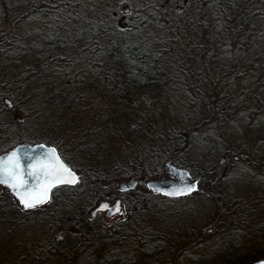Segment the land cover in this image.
I'll use <instances>...</instances> for the list:
<instances>
[{
	"label": "trees",
	"instance_id": "obj_1",
	"mask_svg": "<svg viewBox=\"0 0 264 264\" xmlns=\"http://www.w3.org/2000/svg\"><path fill=\"white\" fill-rule=\"evenodd\" d=\"M259 4L264 5V0H189L187 6L176 9L172 0H135L129 18L114 20L113 0H0V69H5V83L8 82L0 97H5L19 115L12 119L19 126L18 135L12 139L10 121L0 126V137L7 140L10 137L8 146L42 142L55 147L76 173L82 170L83 173H78V184L93 176L102 178L98 180L99 186L109 184L111 177L134 178L138 185L142 180L161 177L164 168L159 166V156L139 169L133 165L119 173L120 168L113 171V166L115 161L120 164L123 156L126 162L131 161L136 147L143 144L157 146L173 163V156L182 147L177 141L186 138L188 129H180L183 125H179V134H174L177 127L170 106L176 104L180 91L167 83L173 81L184 86L191 82L195 103L190 108L199 110L201 120L220 114L219 107L227 108L233 99L246 106L244 112L248 114L255 111L253 103L264 101V27L258 28L256 24L260 17L257 12L261 11ZM205 8L209 10L202 11ZM216 54L221 65L216 64ZM233 60L239 62L231 73L240 82L233 88L236 92L213 89L208 95L198 91L199 81L208 78L204 75L197 81L202 71L217 69V65L220 69H232L229 62L234 64ZM131 104L144 109L138 117L133 115L134 124L131 115L126 116L132 112ZM135 111L134 108L133 114ZM111 120L119 132L103 133ZM245 126L253 141L250 138L244 150L232 154L243 155V160H257L252 148L255 134L263 129L258 130L252 119L245 121ZM149 127V136L145 138ZM96 134H100L99 139ZM106 136L113 142L108 149ZM78 139L96 143L89 153L64 150ZM98 152L112 160L102 170L97 169L96 159L91 157ZM82 155L87 166L81 165ZM58 189L65 192L72 187H59L54 192ZM80 197L81 194H75L73 207L81 203ZM132 197L126 200L128 209L135 204ZM0 199L14 211L11 217L7 213L6 221L12 229L0 240V247L7 242L0 254L9 249L17 256L19 248L24 250L19 256L20 264L70 263L57 258L75 255V248L60 247L52 240L51 223L46 226L47 231L38 232L31 248H23L17 241L28 211L46 203L22 209L6 187L0 188ZM67 203L70 205L71 201ZM128 215L122 239H118L119 229H111L118 243L123 244L122 252L114 250L111 255L98 258L85 249V255L77 252L80 264H131L132 255L148 253L146 235L153 229L135 216L141 228L134 214ZM75 222L81 234L94 233L89 222L79 217L71 220L72 225ZM243 253L237 256L240 260L236 264L257 260L255 255Z\"/></svg>",
	"mask_w": 264,
	"mask_h": 264
},
{
	"label": "rangeland",
	"instance_id": "obj_2",
	"mask_svg": "<svg viewBox=\"0 0 264 264\" xmlns=\"http://www.w3.org/2000/svg\"><path fill=\"white\" fill-rule=\"evenodd\" d=\"M113 1L115 8L113 12L114 20L118 17L123 19L131 16L132 9L134 10L135 7V0L134 3L133 0ZM188 3L189 0H172L173 8L176 9L183 8ZM260 4L258 7L261 11L257 12L260 17L256 21L258 28L264 27V5ZM208 10L209 8H205L202 11L207 12ZM239 44L240 42H238ZM217 57L216 54V64L221 65L222 61L217 60ZM218 65L217 69L205 70L199 74L197 81L202 76L208 75L204 93L209 95L213 89L218 92L226 90L227 93L232 89L231 93L236 92L237 90L233 91V88L239 86V84L235 85V82H230L225 74L228 69H220ZM4 70L0 69L1 93L8 87V82L5 83ZM222 77L229 84L228 87L220 86L223 80ZM205 78L206 76L201 80L204 81ZM231 101L227 108L240 111L242 108L240 102L235 99ZM1 102L3 104L0 106V126L12 121L13 139L16 134L18 135L19 126L12 119L18 118L19 115L18 112H14L12 107L4 104V100ZM244 109L245 107L241 111ZM259 116V113L256 114L255 126L258 127V130L262 127L263 131L259 134L254 133L256 143L252 148L253 151H256L258 165L252 170V174L248 175L250 180H254L250 181L248 185L239 184V179L233 175L241 166H230V164L236 162L232 158V153L244 150L250 138L253 141L252 133L246 131L243 112L241 114L240 112L233 113L231 119L227 120L223 126L220 122L215 121L206 123L196 129L194 126L201 120L200 112L196 108H190L185 121L177 124V118L174 119L175 126L183 125L180 129L187 128L188 131H186V138L180 139V142L184 145H182L181 150L175 153L172 160L176 166L187 169L191 174H189L191 179H196L195 192L175 198L162 197L149 190L148 192L144 191L145 182L149 180L146 179L141 181V185L137 187L135 195L132 197V199L135 198L136 201H140L139 207L135 209H128L127 207L128 211H121L111 217H105L104 215L91 217L90 212L95 203L92 202V192L102 198L120 196L123 192L119 190L118 185L121 181L128 179H115L102 186L89 182L88 185L86 184L87 187L85 186L87 181L83 179L80 184L74 188L72 187L71 191L64 192L58 189L45 205L35 211H28L27 220L23 223V232L21 235H17L20 236L17 241L22 243L23 248H31L39 237L38 232L41 229L46 230V226L51 223L49 230L52 240H55L60 247L74 246L76 252L71 257H61L57 260L80 264L81 258H77V252L83 254L85 249V252L87 251L90 255L98 258L108 254L111 255V251L114 250L122 252V245L111 234V229H119L121 232L127 231L125 220L129 216L128 214L132 215L133 211H137L135 214L139 219L147 222L150 227L157 226L162 231L160 232L159 241L156 239L158 241V243L156 242L157 245L147 249L148 253L146 254L132 255L131 264H188L187 260H192L194 256L199 260L193 262L196 264H236L240 260L237 256L244 254L245 251L247 255H255L257 259L264 258V252H261L264 249V166L260 165V162L264 161V123L263 118ZM172 125L174 126L173 122ZM22 133L25 135L24 137H27L25 130L24 132L22 130ZM158 156L159 166L164 168V163L168 157L162 155L161 152ZM209 156H211V159L208 160ZM226 156H229L230 160H226L222 164V159ZM213 167H216V169L213 170ZM205 170H208L206 174H204ZM78 171L79 174L80 172L83 173L82 170L78 169ZM219 189L222 190V195L218 200L216 193ZM251 190L255 192V195L253 199H248V193ZM76 193L82 195L80 197L81 203H76L74 205L78 206L73 207V197ZM129 197L131 196L125 195L126 206V200L127 198L130 199ZM1 201L3 200L0 199V209H2L0 211V240L12 229L6 218L7 213L11 217L14 212ZM68 201H71L70 205H68ZM218 201L224 202L226 207L229 206L224 207V214H217ZM51 216H53V219H48ZM77 217L82 221L84 220V222H89L93 226L91 231L94 233L88 235L89 231H87L81 234L76 222L75 225L71 223V220ZM41 232L44 231L41 230ZM218 232L223 233L219 236ZM199 239L200 241H198ZM190 243L197 244L193 246L196 249L188 252V254L185 248ZM2 246L4 247H0V249L5 250L7 242L4 241ZM19 251V254L16 252L17 256L15 252L12 253L9 249L1 253L0 264H20L22 260L19 259V256L21 257L24 250L18 248ZM55 263L56 261L49 263L37 261L33 264ZM193 263L190 262V264Z\"/></svg>",
	"mask_w": 264,
	"mask_h": 264
},
{
	"label": "bare ground",
	"instance_id": "obj_3",
	"mask_svg": "<svg viewBox=\"0 0 264 264\" xmlns=\"http://www.w3.org/2000/svg\"><path fill=\"white\" fill-rule=\"evenodd\" d=\"M93 43H95V41ZM229 66L232 69H228V71L225 73L228 76V80H230V82L232 81V82L238 83L237 82V78L238 77L237 76H232L231 73L234 72V68H237L239 66V62L238 61H234V64H233V62L230 61L229 62ZM222 78H221V80H222ZM207 81H208V78L206 77L204 81H200L199 84H197L196 88L199 89L198 91L204 93V91L206 89V86H207L206 85ZM238 84H240V82ZM228 85L229 84L226 82L225 78H223V80L221 81L220 86L221 87H228ZM167 86L168 87H173V88H175V90L178 89L177 91H180V96L176 100V104H171V106H170L171 109L170 110L175 115V118H177V122L178 121H182L183 122V121H185L187 119L186 116H187V114L189 112L190 106L195 103L194 102L195 99L192 97L193 96V89H192L191 82H190V85L187 84V85L182 86L181 84L177 85V83H173V81H172V82L167 83ZM180 87H182V88H180ZM167 93H168V91H167ZM224 98H223V100H224ZM252 105L256 107V108H254L255 111H253L252 114H248V113L244 112L245 109L243 111H241L244 108V106H242L240 111L238 109H229V108L219 107V111L218 112L220 114H216L215 116H211V117L205 118L203 120H200L199 122H197L198 124L196 126H194V128L198 129L200 126H203L206 123H211V122H215V121L220 122V124H222V126H223V124L227 120L231 119L232 114L233 113H237V112H240V114L243 112V116H244L245 121H248V120L252 119L254 121V123H255L256 114H258V113L260 115L259 117L264 119V101H262V102L258 101V102L253 103ZM130 107L132 109V112L130 114L126 115V116L129 117L131 115L130 116V119H131L130 121L132 122L133 115H134V117H138L141 114L142 110L140 108H137V106L136 105L134 106L133 104H131ZM134 108L136 109V111L133 114V109ZM117 114H118V112H117ZM126 116H124V117H126ZM120 126L122 127V124H120L118 127L120 128ZM176 127H177V129H175V132H174L175 135L179 134V129H178L179 127L178 126H176ZM149 129H150V127L146 129V131H147L146 135L147 136L145 138H147L149 136L148 135ZM102 132L103 133L112 134V133L119 132V129H116L115 121L111 120L110 122H108V128L107 129L106 128L103 129ZM96 137L99 139L100 134H96ZM104 141H105L107 149L113 143L112 139L111 138L109 139L108 136H106L104 138ZM177 142H178V145H180V146L184 145V143H181L179 141H177ZM95 143L96 142H93V141L92 142H88V140H86V139H84V140H82L80 142V140L78 139L77 141L71 143L68 147L64 148V150L66 152H73V153H77V154L78 153H89L94 148ZM148 145H150V144H145V145L143 144V145L137 146L136 147V151L134 152L135 156L129 162H126L124 160L125 159L124 156H123V160L120 161V164L117 161H115V165L113 166V171H117L120 168L119 169L120 170L119 173H120V172L124 171V168L126 169V167H132L133 165L135 166L136 169H139V168L142 167V165H146V162H150L152 159L154 160L155 159L154 157L159 155L158 147L155 146V145L148 147ZM81 147H83V148L81 149ZM179 150H181V149H178V151ZM91 157L93 159H96V160H94V163H96L97 169H100V170H102L103 168H106L105 167V163L106 162L112 161L110 159H106L105 156H103V154L100 153V152H98V154L97 153L93 154ZM207 159L208 160L211 159V156H209ZM86 161L87 160H85V158H83V155H82V164L81 165L82 166H87L86 165ZM260 163H261L260 165L264 166V161L263 162L261 161ZM235 165H237V166L240 165L241 166V167H238V169H237L238 171L233 173V175L239 179V181H240L239 184L241 183V185H248V183H250V181H254V180H250L248 175H251L252 172H253L252 170L255 168V166L258 165L257 160H242L241 159V160H238V161L230 164V166H235ZM110 166H111V163H110ZM215 169H216V167H213V170H215ZM101 172H104V171H101ZM207 172H208V170H205L204 174H206ZM100 179H102V178H100L98 176H93V177H90V178L87 177V178H85V180L87 181L85 183V186L87 187L89 182L94 183V184H98V180H100ZM112 181H113V177L109 178V182H112ZM143 189H144V191L148 192V190H146L147 189L146 188V182H145V188H143ZM146 192H144V193L148 194ZM221 192H222V190L219 189L218 192L216 193L217 197H218V200H219L220 195H222ZM248 195H249L248 199H253L254 195H255V192L253 190H251L248 193ZM92 197H93V201L92 202L93 203L95 202V203L93 204V207H92L91 212H90V216L91 217H93L92 212H93L95 206L101 200V197L97 196L95 192H92ZM76 206H78V205H74V207H76ZM139 206H140V201L137 200V201H135V204H133L132 209H135V208H137ZM224 207H226L224 202L218 201V203H217V211H218L217 214L218 215H221L222 213L223 214L225 213ZM227 207H229V206H227ZM135 212H137V211H133L134 217L136 216ZM136 217H135V222H138V218H136ZM48 219L52 220L53 216H51V218H48ZM138 224L142 228V225H141L140 221L138 222ZM157 228H158L157 226L151 227V229H153V230L150 233H147L146 231L143 232V233H147L146 240L149 241V243H146V247L147 248H153V247H155L157 245V243L159 241V238L161 237L160 236V232L162 231L159 228L158 229ZM123 232L124 231L121 232L120 230H119V232H117V234H119L118 239H122ZM218 233H219V236H220V235H222L223 232H218ZM156 239L158 241H156ZM125 241H127V240H123V243ZM198 241H200V239ZM119 244H120V242H119ZM195 244H197V243H190V244H188L186 246L185 250L187 249V253L191 252L193 249H196V248H193V246ZM120 245H123V244H120ZM189 260H191V259H189ZM191 261L197 262L199 260L194 256Z\"/></svg>",
	"mask_w": 264,
	"mask_h": 264
},
{
	"label": "snow or ice",
	"instance_id": "obj_4",
	"mask_svg": "<svg viewBox=\"0 0 264 264\" xmlns=\"http://www.w3.org/2000/svg\"><path fill=\"white\" fill-rule=\"evenodd\" d=\"M40 147L43 148L42 145ZM22 159L32 158H21L19 150L0 158V185H6L12 190L25 209L36 208L46 203L49 193L57 185L77 183V177L63 164L55 149H48L43 158H36L27 168L22 163ZM195 190V186L192 185L174 189L165 195H185ZM105 209H108L107 205H102L99 210ZM109 211L111 214L119 212V205Z\"/></svg>",
	"mask_w": 264,
	"mask_h": 264
},
{
	"label": "water",
	"instance_id": "obj_5",
	"mask_svg": "<svg viewBox=\"0 0 264 264\" xmlns=\"http://www.w3.org/2000/svg\"><path fill=\"white\" fill-rule=\"evenodd\" d=\"M41 145L43 146V148L40 147ZM48 149H55V148L52 147V146L45 145L44 143H35V144L22 143V144H18L16 146L12 147L11 149H9L8 151H6L4 153H2L0 155V158H4V157L8 156L9 154H11V152L16 151V150H19V155L21 156V158H24V157H31L32 158V159H22V163L24 164L25 168H27V166L30 163L34 162V160L36 158H43L44 153H46ZM56 154L59 156V154H58L57 151H56ZM61 161L63 162V164H65L72 171V169L66 163H64V161L62 159H61ZM165 165H166L165 166V169L168 170L170 172V174L172 176H174V178L173 179H166V180H163L162 178L149 180L146 183V186L148 188L153 189L155 191H158V192H160L162 194H165L167 192L173 191L174 189L184 188V187H187V186H191L190 183H186V180H185V172L181 168H177L175 165L170 164V162H166ZM72 173L75 175V173L73 171H72ZM75 184H62V185H75ZM126 185L133 186L134 185V180H130L127 183H121L120 184V187L123 188ZM58 186H61V185H57L56 187H58ZM10 192L18 200V198L13 194L12 190H10ZM167 196H170V195H167ZM18 202H19V200H18ZM19 204H20V202H19ZM117 204L119 205V208L121 209V206H120V202L119 201H116L112 205V209ZM102 205H107L109 207L108 202H101L97 206V208L92 212V214L94 215L95 212L98 211L101 208ZM112 215H114V214H111L110 211H108L106 213V216H112ZM250 264H264V259L255 261V262L250 263Z\"/></svg>",
	"mask_w": 264,
	"mask_h": 264
},
{
	"label": "flooded vegetation",
	"instance_id": "obj_6",
	"mask_svg": "<svg viewBox=\"0 0 264 264\" xmlns=\"http://www.w3.org/2000/svg\"><path fill=\"white\" fill-rule=\"evenodd\" d=\"M6 99V98H5ZM4 98L3 97H0V106L3 104L1 101H3ZM6 101V100H5ZM6 104L7 106L11 107V104L10 102L8 103H4ZM1 111V110H0ZM10 141V137L8 138H2L0 137V154L1 153H4L6 152L8 149L12 148V145H9L8 146V143ZM243 155L241 154H233L232 155V158L233 160L235 161H238V160H241L243 159L242 157ZM227 159H229V156H226L222 159V162H225ZM189 172V171H188ZM137 187H138V183H137V180H136V183L133 187H126L125 189H122V194L119 195H115L113 198H108L106 201L109 202V204H113L115 200H120V203L122 204V211H126V205H125V195H134L135 194V190H137ZM96 207V206H95ZM105 214V211H99L95 214V216H102Z\"/></svg>",
	"mask_w": 264,
	"mask_h": 264
}]
</instances>
